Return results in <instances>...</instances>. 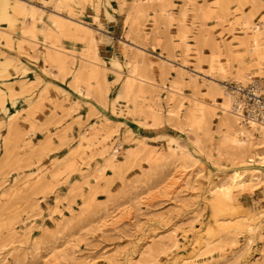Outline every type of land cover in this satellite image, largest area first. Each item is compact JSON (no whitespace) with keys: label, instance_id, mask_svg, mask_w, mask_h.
Returning <instances> with one entry per match:
<instances>
[{"label":"rangeland","instance_id":"obj_1","mask_svg":"<svg viewBox=\"0 0 264 264\" xmlns=\"http://www.w3.org/2000/svg\"><path fill=\"white\" fill-rule=\"evenodd\" d=\"M12 1L0 264H264V130L218 86L264 94V0Z\"/></svg>","mask_w":264,"mask_h":264},{"label":"bare ground","instance_id":"obj_2","mask_svg":"<svg viewBox=\"0 0 264 264\" xmlns=\"http://www.w3.org/2000/svg\"><path fill=\"white\" fill-rule=\"evenodd\" d=\"M59 1H60L59 5L62 6V3H61L62 0H59ZM59 5L57 4L58 7H60ZM18 12L21 15H23L25 17L27 16L28 18L32 19V15H33L32 14V5H30L28 3H20L18 1H12V0H0V21H5L7 25H10V23H11V20H10L11 16L10 15L15 14V13L17 14ZM63 21L59 20L58 23H60L63 26H66L68 29L74 28V31H76L77 33L86 34V29L82 25H74L75 27H72V25H71L72 23L67 24V23H65L66 20L64 22ZM253 27H255V26H253ZM247 29H249V28H247ZM254 30H256V28ZM250 34H252V33H250ZM255 37H256V35H254V38ZM255 41H256V39H255ZM260 55H258V58ZM263 69H264V67H263ZM261 72H262V70H261ZM240 78H242V77H240ZM235 85L236 86H244L246 84L235 83ZM218 86H219L221 94L224 98V108H225L224 110L232 109V111L234 112L235 120H237V121L240 120L242 118L243 102L237 98V95L234 93L233 90H229L225 86H221V85H218ZM1 95L2 94L0 92V97H1ZM263 109H264V104H263ZM248 111L250 112V110H248ZM249 118H251V117H249ZM249 118H247V119H249ZM263 118H264V113H263L262 119ZM251 119H255V117H252ZM251 119L246 122L247 124L250 125V127H252V128L260 127V129L264 130V127L260 123H257ZM233 142L236 143L235 140H233ZM110 161H111V158L108 159V162H110ZM233 183L236 186H242L243 185V180L240 178V174H238V173L234 174Z\"/></svg>","mask_w":264,"mask_h":264},{"label":"built area","instance_id":"obj_3","mask_svg":"<svg viewBox=\"0 0 264 264\" xmlns=\"http://www.w3.org/2000/svg\"><path fill=\"white\" fill-rule=\"evenodd\" d=\"M232 90L237 95V98L243 102L242 116L244 118L255 117L257 120H262L264 113L262 83L255 80L244 86L235 85Z\"/></svg>","mask_w":264,"mask_h":264},{"label":"crops","instance_id":"obj_4","mask_svg":"<svg viewBox=\"0 0 264 264\" xmlns=\"http://www.w3.org/2000/svg\"><path fill=\"white\" fill-rule=\"evenodd\" d=\"M44 1L47 2L48 0H44ZM37 8H38V7H37ZM41 10H42V9H41ZM50 11H51V10H50ZM37 26H39V25H37ZM37 26H36V29H40V27H37ZM70 32L73 33L71 30H70ZM39 35H40V37H42L41 34H39ZM38 39H39V38H38Z\"/></svg>","mask_w":264,"mask_h":264},{"label":"snow or ice","instance_id":"obj_5","mask_svg":"<svg viewBox=\"0 0 264 264\" xmlns=\"http://www.w3.org/2000/svg\"><path fill=\"white\" fill-rule=\"evenodd\" d=\"M262 22H264V17H261Z\"/></svg>","mask_w":264,"mask_h":264}]
</instances>
